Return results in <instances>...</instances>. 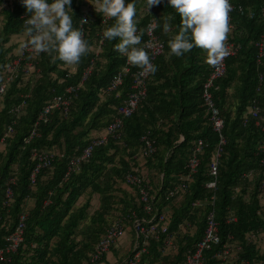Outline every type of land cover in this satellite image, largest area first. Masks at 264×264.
<instances>
[{"label":"trees","instance_id":"trees-1","mask_svg":"<svg viewBox=\"0 0 264 264\" xmlns=\"http://www.w3.org/2000/svg\"><path fill=\"white\" fill-rule=\"evenodd\" d=\"M87 1L95 5V0H72L75 29ZM131 2L125 0L126 4ZM1 3L0 81L13 51L8 42L12 36L25 34V23L30 18L20 0H12L7 8ZM231 3L235 10L227 37L235 52L226 60V72L216 81L217 89L212 90L214 104L224 121L225 141L220 146L215 190L205 185L212 180L208 166L220 140L212 130L202 99L203 84L211 66L205 63L206 53L199 48L180 58L168 56V41L178 34L181 21L179 14L167 6V0L156 6L152 15L157 19L156 33L164 43V51L154 62L158 71L147 79L144 100L122 121L116 135L96 147L78 170L71 169V161L89 144L92 133L102 131L113 121L126 99L131 76L138 70L130 67L119 89L120 96L112 92L99 97L100 90L108 86L125 63V56L114 51L119 40L105 39L95 59V69L73 98L68 115L64 118L54 111L51 120L39 126L38 135L27 142L39 111L54 95H61L66 86L76 85L84 67L94 57L89 39V52L75 66L74 74L69 75L61 61L53 63L48 54L40 53L35 56L39 73L32 82L23 86L20 73L8 85L1 97L0 137L11 124L10 109L25 94L30 96L13 126V134L0 145V248L6 245V237L14 230L19 215L27 214L23 243L4 264H91L89 256L111 221L132 211L146 218L167 215V233L174 246L167 251L165 236L151 239L140 264H183L187 250H192L202 238L210 211L218 223L221 244L232 247L236 260L230 264L242 261L264 264V193L259 187L264 171L260 163L264 154L259 152L260 144L264 143V56L257 61L255 46L264 33V18L260 14L264 0H231ZM135 5L134 19L137 34L143 30L142 43L148 20L146 0H135ZM239 7L242 13L238 12ZM89 15L92 18L86 29L92 36L105 17L95 9ZM166 20L170 25L168 32L164 31ZM114 23V18L109 19L105 29ZM251 106L259 107L258 118H244ZM145 136L155 147L149 157L141 153L145 147L141 139ZM198 140L203 143L199 165L191 174L187 162ZM33 150H53L57 154L48 167L39 170L32 184L30 175L36 164L31 156ZM134 170L143 178L151 198L149 215L138 201V188L124 180ZM247 173L253 176H244ZM187 176V189L168 197V192L179 184V178ZM8 185L12 202L5 207L2 203ZM94 194L99 206L89 213ZM195 201L201 205L194 206ZM232 217L235 222L229 221ZM215 249L205 253L204 264H229L215 257ZM130 256L131 253L121 264Z\"/></svg>","mask_w":264,"mask_h":264},{"label":"built area","instance_id":"built-area-1","mask_svg":"<svg viewBox=\"0 0 264 264\" xmlns=\"http://www.w3.org/2000/svg\"><path fill=\"white\" fill-rule=\"evenodd\" d=\"M12 0H9V3L5 6L8 7ZM84 12L81 14L78 29L83 33V38L92 45L94 52V57L90 60V63L86 64L84 67L80 79L76 85H68L64 88V91L61 95H54L48 103L39 111L37 114L36 120L30 130L29 137L26 139V142L33 139L38 135V129L41 124H46L51 120V116L54 111H58L62 117H66L69 113V107L73 98L77 95L80 88L83 87L86 80L94 71L95 59H97L101 47L105 42L103 39V31L105 30V24L109 18H104L101 23L99 31H96L94 35L89 36L87 24L91 20L89 13L94 9V6L87 1ZM231 11L229 12V28L233 27L232 12L235 10V7L231 3ZM156 6L152 7L150 11L147 10V4L145 6V12L148 15V20L144 28L145 40L138 45V47H144L148 52L151 63L154 64L155 60L163 54L164 43L158 37L156 30L151 28L152 24L157 25V19L155 16H152L155 12ZM242 8H238V12L242 13ZM261 17L264 18V6L260 11ZM253 13L250 14L253 17ZM81 20L87 21V23H82ZM26 25V23H25ZM28 37L25 36L24 41L18 45L17 52L13 55L9 54V62L4 68L2 73V80L0 81V98L5 94V91L8 85L13 82L20 73H22V80L24 83L29 84L32 82L35 75L39 73V69L36 67L37 60L35 56L37 54L33 53L30 47H22L26 44ZM226 46L229 51V55L218 65L211 66L210 74L208 75L207 80L203 84V93L202 99L204 106L206 107L209 113V122L212 126V130L219 135V144L218 149L212 157V161L208 166V173L211 177L205 187L210 190H215L216 188V178L218 175V157L220 146L224 144V138L222 136L223 129V118L220 115V112L216 105L214 104L212 90L217 89L216 81L222 78L226 72V60L228 57L234 54V45L227 37ZM258 49L257 61L264 56V33L260 36L259 40L255 44ZM131 66L127 65L126 56L125 63L110 81L108 86L104 89H101L99 92V97L103 98L106 95L116 92V97L120 96L119 89L123 85V80L127 73L129 72ZM127 68V71L124 69ZM68 74H74L76 71L75 66L67 67L63 66ZM140 69H138L131 76L130 89L126 94V99L121 106L118 107L116 111V116L113 118V121L100 131L96 136L91 137L89 144L81 151V154L71 161V169L74 168L78 170L80 163L88 159L93 150L96 147L104 145L109 137H114L116 132L121 128L122 121L126 118H129L137 109L139 104L144 100L146 96L147 89V79L150 74L141 76ZM34 76V77H33ZM63 80H60L62 83ZM29 94L22 96L21 101L12 107L9 111V114L12 117L11 124L5 129L3 135L0 137V145L5 143V139L11 136L14 132V125L16 124L17 119L23 114L24 108L26 106V100L29 98ZM259 107L251 106L248 108L244 118L251 116L253 118H258ZM257 122H259L257 120ZM144 142V149L141 151L143 157H149L155 152V147L153 141L148 137H142L141 139ZM202 141L198 140L195 149L187 162V167L190 170V173L193 174L196 172L199 165L198 154L201 152ZM259 152L264 154V143H261L259 146ZM57 152L53 150H33L31 153L32 159L36 162L35 167L30 175V182L33 184L40 169L48 167L54 158ZM261 165L264 166V157L260 161ZM246 177L253 176L252 173L244 174ZM260 188L264 193V171L261 174ZM179 184L175 186L171 191L168 192V197H173L179 192L185 191L187 189V181L189 176L180 177ZM124 180L126 184L138 188V201L142 204L143 210L146 214L152 213L151 198L147 191V187L144 185V180L140 176L137 170L129 172L125 175ZM12 180H10L11 183ZM214 200V196L211 197V201ZM12 202V191L10 186H7L5 191V197L3 198L2 205L8 207ZM264 203V194L262 196V204ZM194 206H200V201H195ZM264 205V204H263ZM151 216V215H150ZM27 219L26 212H23L19 215L17 223L14 230L6 237V245L3 248H0V264H4L9 261L10 256L16 253L18 248L23 243L25 221ZM231 222H235L236 218L232 217L229 219ZM168 216L161 214L158 216H152L146 218L145 216L138 215L137 212L132 211L129 215H118L115 217L109 227L106 229L104 235L99 239L97 244L94 247L93 252L89 256V262L91 264H100L104 255L110 252V250L116 245L118 239L123 235L125 229L130 227L134 235V244L131 252V256L123 264H140L141 256L146 253L148 242L151 239H158L160 236H165V246L167 249L173 248L172 238L167 233L168 231ZM214 248L215 257L221 260V262L229 263L233 260V251L232 247L228 244H221V239L218 230V223L215 220L213 211H210L205 218V228L202 238L194 245L192 250H187L183 264H204V255L208 251H212ZM166 250V249H165ZM164 250V251H165ZM237 250L239 248L237 247ZM242 264H248L245 261H242Z\"/></svg>","mask_w":264,"mask_h":264},{"label":"clouds","instance_id":"clouds-1","mask_svg":"<svg viewBox=\"0 0 264 264\" xmlns=\"http://www.w3.org/2000/svg\"><path fill=\"white\" fill-rule=\"evenodd\" d=\"M30 18L26 21L25 36L28 37L22 47H30L33 53H46L51 61H61L67 67L80 63L89 52L88 42L83 33L73 27L72 0H20ZM163 0H146L148 12L159 6ZM95 12L103 17L115 20V23L103 31V39L119 42L114 51L126 56L127 65L140 69V75L155 74L156 65L141 45L143 30L138 29L135 0H95ZM167 6L173 8L180 17L177 35L168 41V56L183 57L194 48L206 53L205 63L210 66L220 64L228 55L226 46L229 28L230 0H167ZM171 19V17L167 18ZM82 23H87L81 20ZM156 24L151 28L155 29ZM170 25L167 20L164 31ZM127 71V68L124 69Z\"/></svg>","mask_w":264,"mask_h":264},{"label":"crops","instance_id":"crops-1","mask_svg":"<svg viewBox=\"0 0 264 264\" xmlns=\"http://www.w3.org/2000/svg\"><path fill=\"white\" fill-rule=\"evenodd\" d=\"M1 6L5 7L9 0H0ZM7 8V7H6ZM1 19V17H0ZM25 38V34H19L12 36L10 38V41L8 42V47L13 46V51L10 52V55H13L17 52V47L20 45ZM17 46V47H16ZM25 86V84H23ZM2 102V98H0V105ZM99 133V132H98ZM98 133H92V137L96 136ZM142 165V161L140 163ZM97 199V207L99 206V199L96 194H94L91 198V206H92V200ZM96 207V208H97ZM94 208V210L96 209ZM127 231V232H126ZM125 235V237H124ZM134 244V235L130 227H127L123 233V235L118 239L116 245L110 250L109 253H107L101 260L100 264H121L122 261L125 259V257H128L129 254L132 252ZM127 249V250H126ZM169 249H167L168 251ZM236 260L235 258L232 260V262Z\"/></svg>","mask_w":264,"mask_h":264},{"label":"rangeland","instance_id":"rangeland-1","mask_svg":"<svg viewBox=\"0 0 264 264\" xmlns=\"http://www.w3.org/2000/svg\"><path fill=\"white\" fill-rule=\"evenodd\" d=\"M97 199H94V200H92V206H91V208L89 209V213H92L93 211H94V208H96L97 206ZM98 208V207H97ZM96 208V209H97ZM127 232V231H126ZM124 237H125V235H124ZM127 250V249H126Z\"/></svg>","mask_w":264,"mask_h":264}]
</instances>
